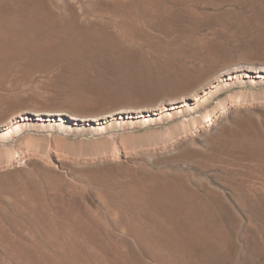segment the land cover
<instances>
[{"label": "rangeland", "instance_id": "374dc122", "mask_svg": "<svg viewBox=\"0 0 264 264\" xmlns=\"http://www.w3.org/2000/svg\"><path fill=\"white\" fill-rule=\"evenodd\" d=\"M176 1L162 0L175 10L172 20H164L171 22L168 27L139 25L148 36L143 61L163 76L159 87L144 91L142 108L97 122L26 113L11 121L13 127L7 124L12 132L6 138L0 127V264H156L143 243H165L166 249L187 252L196 264L264 263V214L259 211H264V156L259 160L245 154H264V72L259 64H264V0ZM245 66L252 67L239 69ZM39 92L35 100L30 93H18L22 104L0 109V117L12 110L32 111L29 98L48 105L53 101L49 92ZM174 98L180 101L172 104ZM112 162L123 166L104 165ZM102 174L127 176L133 184L147 186L151 198L146 204L118 206L135 222L134 232L101 204L92 177ZM152 227L159 233H150Z\"/></svg>", "mask_w": 264, "mask_h": 264}, {"label": "bare ground", "instance_id": "6f19581e", "mask_svg": "<svg viewBox=\"0 0 264 264\" xmlns=\"http://www.w3.org/2000/svg\"><path fill=\"white\" fill-rule=\"evenodd\" d=\"M178 1H176V2H178ZM233 1L235 2L236 0H232V2ZM186 2H188V1H186ZM186 2H183V3L188 4ZM189 2H191V1L189 0ZM192 2H194V0H192ZM196 3L198 4L199 2L196 1ZM196 3L194 2V4H196ZM214 3H215V0H214ZM216 3H217V1H216ZM179 4H177V5H179ZM184 6H187V5H184ZM189 6H191V4ZM195 6H197V5H195ZM187 7H184V8H187ZM262 7H263V9L261 8L262 9L261 11H263V13H264V4L262 5ZM176 8H177V6L175 7V9ZM242 8H244V7H242ZM190 9H191V7H190ZM188 10H189V7H188ZM249 10H251V9H249ZM174 11L175 10H174V8L172 9V6H170L169 4H167L165 2H162V0H0V109L5 110L7 107L12 108V106L14 107L15 105L22 104L21 103L22 100H17L18 96H20L18 93H23L24 96H25V94L28 93V95H29V93H30L31 97L33 98L34 95H37L40 93L39 91H43L44 93L46 92L47 94L49 92V94L53 97V101H50L49 105L46 103L33 101L32 98H29V100L27 99V101L29 104H32V106H33L32 111H29L26 109L25 110H15V111L12 110L11 112H13V113H10L8 115H4L3 117H0V127H4L3 131H1V132H3L1 134V136H4V138H6L7 136H10V132H12V131L10 130V128L8 129L9 126L7 124L11 125V121L15 120L16 119L15 117L19 118V115L26 114V113H28V114L31 113V114H34L36 116H41V115H45V114L47 116H51V117L52 116H59V117L67 116L69 118H73V119H77V120L80 119L83 121L86 120L88 122L89 121L90 122H97L99 120V118H102V117H110V116L120 115L122 113H125V111H128L129 108L134 109V108H138L139 106L142 108L141 104H143V102H145V98H144L145 92L144 91L159 87L161 85L163 76H159L154 71L155 67H154V69H152L153 66L150 67V66L145 64L146 61H145V63L143 61L144 56L141 54V51H142L143 43L146 42V40H147L145 37L147 35L144 36L143 34H141L139 32V30H140L139 25L140 26L141 25H148V24L157 22V23L163 25V27L164 26L168 27L171 22H169V24H168V21L165 22L164 20L168 17L171 18L172 17L171 15ZM261 11H260V13H261ZM177 12H178V10H177ZM183 12L181 11L180 13H183ZM251 12H252V10H251ZM176 15H177V13H176ZM192 15L196 19V17H195L196 15H194V14H192ZM192 15H190V16L193 18ZM257 15L255 14V16H257ZM190 16L188 17L189 19H191ZM171 20H172V18H171ZM178 21L179 20H177L176 22H178ZM230 22H232V21H230ZM243 22L245 23V21H243ZM220 23H221V26H225L226 22L223 23L224 25H222V22L220 19ZM174 24H176V23H174ZM191 24H192V22H191ZM245 24L248 25V23H245ZM255 24H256V22L254 23V25ZM177 25H178V23H177ZM151 26H153V25H151ZM259 26H256V27H259ZM173 27H174V25H173ZM180 27H182V26H180ZM261 28H263V27L261 26ZM170 29H175V27L170 28ZM167 30H169V29L167 28ZM238 30H240V29H238ZM258 30H257V33H258ZM262 30H260L259 32H261ZM167 33H169V32H167ZM239 33H241V32H239ZM171 34H172V32H170L168 34V36ZM249 34H251V32ZM259 34H262V33H258V35ZM263 34H264V32H263ZM263 34H262V36H263ZM241 35H243V33H241ZM249 36L251 38H248L247 40L249 41L251 39V41H252V36L251 35H249ZM254 36L259 37L257 35H254ZM242 38H244V37L242 36ZM254 39H256V38L254 37ZM196 40L199 41V37ZM200 41H203V40H200ZM204 41H206V40H204ZM155 42H159V41H155ZM126 43L133 44V48H130V47H132L131 45H130V47H128L126 45ZM161 43H163V42H161ZM161 43L159 42V44H161ZM150 44L151 43H149V45ZM205 44H207V42H205ZM157 46H155V47H157ZM157 48H155V49H157ZM159 48L163 49L162 45H159ZM201 49H203V48H201ZM165 51H166V49H165ZM194 51H195V49H194ZM205 51L207 52L208 50L204 49V52ZM196 52H198V49L196 50ZM212 52H213V50H212ZM139 55H140V57H139ZM156 58H158V56ZM162 60H164V59H162ZM162 60H161V62H162ZM150 62H152V61H150ZM167 62L168 61L166 60V63ZM230 63H232V62H230ZM261 63H263V62H261ZM261 63H259V64H260V67L262 68L261 70H263V72H264V64H261ZM243 64H244V61H243ZM157 65H159V64H157ZM241 66H242V64H241ZM251 67L245 66V67H239V69L241 68V69L249 70V68H251ZM235 68L238 69L237 67H235ZM253 68H254V66H253ZM192 69H194V68H192ZM195 71H196V68H195ZM34 73H38V74H40V76L32 77L30 74H32L34 76L35 75ZM168 74H171V72ZM166 77H168V76H166ZM212 87H210V88H212ZM189 90H191V89H189ZM192 96H195V95L193 94ZM44 97L45 96H43V98ZM160 99H158V100H160ZM183 99H184V97H183ZM194 99H195V101L198 100L197 96H195ZM179 101L180 100L178 98H174V101L172 104L178 103ZM158 106H155V107L160 109ZM9 108H7V109H9ZM144 108H147V107L145 106ZM142 110H145V109H142ZM129 111H131V110H129ZM164 116H166L167 118L171 117V115L169 113L168 114L166 113V115H164ZM20 129H21V127L19 125H16L15 131L19 132ZM227 139L228 138L225 137L224 141H226ZM209 141L211 142L212 140H209ZM224 141H222V142H224ZM222 142H219V143H222ZM217 145H219V144H217ZM223 145L226 148V144H223ZM235 146H237V145H235ZM231 147H232V145H231ZM215 148H217V147H215ZM223 149H224V147H223ZM243 149L244 148H242V150ZM245 154H247V156H250L251 159H259V160H262L260 158L262 156H264V154L260 150H251V151L249 150V151H246ZM112 155H113V153H112ZM209 155H210V153H209ZM215 155L216 154H214V156ZM110 156H111V154H110ZM235 157H236V155H235ZM237 157H239V156L237 155ZM109 162H111V161H109ZM104 165H107L109 167H119L120 162H118V163L112 162V163H107ZM121 165H122V163H121ZM121 165H120V167L123 166V165L122 166ZM223 165L225 166V164H223ZM226 165H228V164H226ZM120 167H119V169H121ZM221 168H223V167H221ZM103 169H102V171H103ZM106 170H108V169H106ZM218 170L219 169H217V171ZM118 171H116V172L118 173ZM223 171L228 172V170H223ZM28 172H24L27 174H24L22 172L25 175V179H26V177L29 176V178H30V176H31V175H29L30 173H28ZM212 173H214V172H212ZM215 173H217V172H215ZM20 175H22V174H20ZM24 175H23V177H24ZM237 175H239V174L237 173ZM53 176H54V174H53ZM214 176H215V174H214ZM227 177H225V178H227ZM29 178H27V179H29ZM221 178H224V176ZM92 180L97 185V192L101 195V202H102L101 204H103V206H106L110 210L115 212V214L119 216V220L123 221V224L125 225V227L127 228V230L129 232H134L136 230V228L134 227L135 222L133 220L127 218L126 212L123 209H120L118 206L121 204H126V206L134 205L136 203L146 204L148 202L149 198H151L149 195H147V192L145 191V190H147L145 188L147 186L145 184L142 185L143 187L141 185L138 186V184H133L131 182L132 179L130 177L119 176V175H106V174L95 175L92 177ZM155 181L156 180H154V182ZM157 182L158 181H156V183ZM51 184H53V183H51ZM151 184H153V186H154V183H150V185ZM247 184H249V183H246V185ZM219 185H221V184H219ZM117 186H120V188H118ZM179 186H181V184ZM50 187H52V185H50ZM140 187H142V190ZM177 187L178 186H176V188ZM222 187H224V186H222ZM148 188H149V190H151L149 186H148ZM224 189H225V187H224ZM234 189L238 190V191H242L244 193V190L241 187L234 186ZM222 190H220V193L222 192ZM245 190H247V189H245ZM149 193H150V191H149ZM245 193H246V191H245ZM230 194H232V193H230ZM53 195H55V194H53ZM187 197L185 198L186 200H187ZM235 200H236V198H235ZM201 201H203V200H201ZM228 201H230V200H228ZM231 201H232V199H231ZM238 201H240V200H238ZM241 202H240V204L243 205V203H241ZM255 203H256V201H255ZM232 204H235V203L232 202ZM60 205H62V204H60ZM186 205H187V203H186ZM242 205H240V206L238 205V206L243 207ZM179 206H181V205H179ZM251 207H252V205H251ZM150 208H153V207H150ZM232 208L234 209L233 206H232ZM235 208H236V204H235ZM254 208H256V207H254ZM254 208H252V209H254ZM262 210L263 209H260L259 211H261L262 215H263L264 211H262ZM139 214H141V213H139ZM148 214H151V213H148ZM241 214H240V216H241ZM242 216H244V215H242ZM116 217H112V218L116 219ZM146 217L147 216H145V218ZM149 217H151V215L150 216L148 215V218ZM202 217H203V215H202ZM261 217L259 219H261ZM253 219L255 220V218H253ZM144 220H145L146 224H151L150 220L149 221L147 220L148 222L146 221V219H144ZM178 220H179V218H178ZM243 221H244V219H243ZM117 222H119V221H117ZM263 223H264V221H263ZM241 224H242V221H241ZM257 224H259V222ZM63 225L66 226L65 224H63ZM116 225H118V224H116ZM248 225H246V226H248ZM170 227L171 226H169V229H170ZM125 233H127V232H125ZM150 233L158 234L159 230L157 227H152V232H150ZM186 233H188V232H186ZM173 236H175V235H173ZM156 237L160 238L159 235ZM182 238H183V236H182ZM263 238H264V236H263ZM217 240H218V238H217ZM259 240H260L259 242H261V243L263 242V241H261L262 240L261 237L259 238ZM252 244H250V245H252ZM262 244H264V243H262ZM142 245L145 249L148 250L147 253H149L150 257L152 258V260L156 264H196V263L191 262V258L189 257L187 252L181 251V250L166 249L167 246L165 243L159 244L157 246H153L150 243L149 244L143 243ZM208 246L209 245H207V247ZM252 247H253V245H252ZM245 251H246V249H245ZM260 251H262V250L260 249ZM259 252H257V253H259ZM254 258H257V257H254ZM259 258H260V256H259ZM257 260L258 259H256V261ZM256 261H254V262H256Z\"/></svg>", "mask_w": 264, "mask_h": 264}]
</instances>
